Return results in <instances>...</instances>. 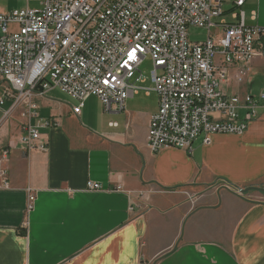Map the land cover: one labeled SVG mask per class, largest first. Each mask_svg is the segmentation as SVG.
Segmentation results:
<instances>
[{
    "label": "crops",
    "instance_id": "crops-1",
    "mask_svg": "<svg viewBox=\"0 0 264 264\" xmlns=\"http://www.w3.org/2000/svg\"><path fill=\"white\" fill-rule=\"evenodd\" d=\"M240 12L247 26L264 27V0H247ZM238 69L224 85L229 96L264 93V59L241 83ZM7 88L0 81V98ZM31 103L37 118L25 105L6 118L11 99L0 107V149H11L0 161L10 184L0 190V264H264L262 110L241 136L203 138L191 154L153 153L154 92L113 113L90 97L75 115L78 103L58 88ZM40 120L50 122L40 129L48 147L28 150L20 139ZM89 182L102 190L89 191Z\"/></svg>",
    "mask_w": 264,
    "mask_h": 264
},
{
    "label": "built area",
    "instance_id": "built-area-1",
    "mask_svg": "<svg viewBox=\"0 0 264 264\" xmlns=\"http://www.w3.org/2000/svg\"><path fill=\"white\" fill-rule=\"evenodd\" d=\"M40 1V10L0 13V81L8 85L0 107L13 100L6 118L21 105L37 118L31 98L55 88L78 103L75 115L90 97L113 113L125 111L140 91L154 92L159 108L151 117L148 147L191 154L200 136L205 145L216 134L241 136L264 113V93L256 98L224 91L232 69L239 68L241 83L251 64L264 59V27L247 26L243 12L231 11L232 22L223 18L225 4L241 9L247 0ZM192 28L206 30L207 40L192 42ZM147 59L153 88L140 86L142 75L135 80ZM49 127L42 120L26 126L21 145L45 151L40 129ZM10 154V148L0 149V161ZM0 179V190L9 189L5 170ZM101 188L88 183L89 191ZM34 201L30 190L29 209Z\"/></svg>",
    "mask_w": 264,
    "mask_h": 264
},
{
    "label": "rangeland",
    "instance_id": "rangeland-1",
    "mask_svg": "<svg viewBox=\"0 0 264 264\" xmlns=\"http://www.w3.org/2000/svg\"><path fill=\"white\" fill-rule=\"evenodd\" d=\"M41 1L40 0H0V9H4L5 11L10 10H40L41 9ZM224 10L226 11V14L223 18L226 19L227 22H232L234 20L232 18V13L234 12H240V9L233 10V6L229 3L224 5ZM234 11V12H231ZM246 12L247 22L249 23L250 20V11L247 9H244ZM219 19H215L216 22H218ZM190 39L192 42H205L208 38V32L203 29H196L192 28L190 31ZM153 72V64L150 59L145 60L141 66H140V72L137 73L136 78H139L141 75L143 78H145V83L140 84L141 86L153 88L154 84L151 80V75ZM203 136H200L196 142H194L193 145L201 144L203 141ZM194 148V147H193Z\"/></svg>",
    "mask_w": 264,
    "mask_h": 264
},
{
    "label": "water",
    "instance_id": "water-1",
    "mask_svg": "<svg viewBox=\"0 0 264 264\" xmlns=\"http://www.w3.org/2000/svg\"><path fill=\"white\" fill-rule=\"evenodd\" d=\"M240 192L243 194V193H245L246 191H244V190H241Z\"/></svg>",
    "mask_w": 264,
    "mask_h": 264
},
{
    "label": "snow or ice",
    "instance_id": "snow-or-ice-1",
    "mask_svg": "<svg viewBox=\"0 0 264 264\" xmlns=\"http://www.w3.org/2000/svg\"><path fill=\"white\" fill-rule=\"evenodd\" d=\"M107 83V82H106Z\"/></svg>",
    "mask_w": 264,
    "mask_h": 264
}]
</instances>
